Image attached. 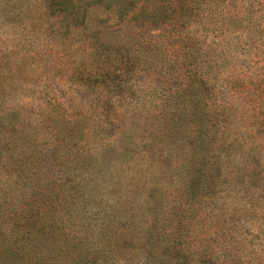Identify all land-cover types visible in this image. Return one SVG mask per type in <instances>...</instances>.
<instances>
[{
    "label": "rangeland",
    "instance_id": "374dc122",
    "mask_svg": "<svg viewBox=\"0 0 264 264\" xmlns=\"http://www.w3.org/2000/svg\"><path fill=\"white\" fill-rule=\"evenodd\" d=\"M0 264H264V0H0Z\"/></svg>",
    "mask_w": 264,
    "mask_h": 264
}]
</instances>
